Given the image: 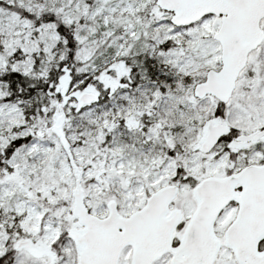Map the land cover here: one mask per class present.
Listing matches in <instances>:
<instances>
[{
	"label": "snow or ice",
	"instance_id": "1",
	"mask_svg": "<svg viewBox=\"0 0 264 264\" xmlns=\"http://www.w3.org/2000/svg\"><path fill=\"white\" fill-rule=\"evenodd\" d=\"M0 264H264V0H0Z\"/></svg>",
	"mask_w": 264,
	"mask_h": 264
}]
</instances>
